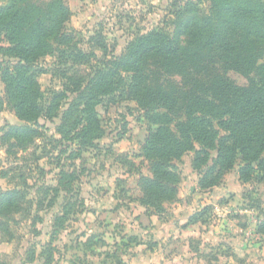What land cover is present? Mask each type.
Here are the masks:
<instances>
[{
  "label": "trees",
  "instance_id": "obj_1",
  "mask_svg": "<svg viewBox=\"0 0 264 264\" xmlns=\"http://www.w3.org/2000/svg\"><path fill=\"white\" fill-rule=\"evenodd\" d=\"M207 3L206 12L192 1L172 5L176 12L170 33L152 31L116 57L102 35L85 41L67 29L73 15L67 0H0V113L9 110L24 124L0 129V148L15 158L44 141L48 129L40 120L59 118L70 95H78L81 108L70 106L62 114L58 133L62 136L76 113L70 130L80 128L79 144L89 146L90 134L95 139L102 135L94 107L128 101L141 111L147 127L138 157L147 163L149 175L138 172L141 196L136 199L146 213L167 217L187 154L201 191L219 187L234 169L240 183L263 184L264 0ZM211 49L218 54L217 65L243 76L245 85L216 73L207 54ZM45 58L54 62L49 70L40 65ZM45 74L58 81L59 90H42L39 79ZM118 159L134 167L125 157ZM18 181L14 188L0 190V237L6 244L16 236L15 227L10 229L15 216L32 214L28 185L23 178ZM117 183L119 187L122 181ZM208 210H198L187 224L207 223ZM256 233L264 235V221Z\"/></svg>",
  "mask_w": 264,
  "mask_h": 264
},
{
  "label": "rangeland",
  "instance_id": "obj_2",
  "mask_svg": "<svg viewBox=\"0 0 264 264\" xmlns=\"http://www.w3.org/2000/svg\"><path fill=\"white\" fill-rule=\"evenodd\" d=\"M187 1L196 3L202 12L209 7L207 0H67L73 14L67 29L77 31L85 41L102 35L114 48V55L119 57L141 36L152 31L170 33L171 20L176 12L172 5L181 7ZM260 53L264 56V49ZM207 54L213 59L216 73L219 71L231 83L246 84L243 76L217 65L218 54L213 49ZM262 56L261 63L264 62ZM53 63L50 58H45L40 65L49 70ZM39 83L45 92L60 89L58 81L50 74L42 75ZM80 105L78 95H70L62 104L59 118L53 122L40 120V124L48 129L46 139L18 153L15 158H8L5 150L0 148V190L14 188L20 183L18 179L23 178L28 185L27 199L33 205L31 216H15L16 224H10V229L15 227L13 233H16L13 243H3L0 237V264H120L118 259L124 247H118L111 239L118 240L125 231V237L134 233L127 227L130 218L143 216L150 223L157 218L136 208V199L140 195L138 172L149 175L147 163L138 157L147 134L141 111L128 101H116L106 105V109L94 107L102 135L95 139V134H90L87 138L92 144L83 146L78 140L80 128L75 132L70 130L76 113L63 129L62 136L57 130L62 114L70 106L80 109ZM22 125L11 111L0 113V129ZM66 135L73 141L64 139ZM120 156L134 167L118 162ZM37 157L38 161L35 160ZM191 158L192 155L187 154L179 165L182 177L180 190L184 194L185 187H193L197 180L190 167ZM61 172L68 173L70 178L60 175ZM117 181H122L119 187H116ZM226 183L232 193H238V198L232 200L235 195L229 198L231 204L227 203L230 206L225 219L248 228L255 224L252 220L256 215L264 218V184L253 181L239 186L237 169L226 175L223 185ZM66 185H69V190ZM220 190L219 187L210 191L213 198L206 215L210 220L218 217L213 212L215 206L227 199L224 196L220 198ZM112 197L116 198L119 208H123L120 210V222L127 229L118 233L104 228V210L113 209L115 205ZM239 199L246 202L240 203ZM166 209L167 217L162 215L164 219L160 221L170 218L173 206L168 205ZM243 209H247V213ZM249 209H253V214H248ZM120 222L117 225L120 226ZM135 239L138 240L134 237L125 239L126 253Z\"/></svg>",
  "mask_w": 264,
  "mask_h": 264
},
{
  "label": "crops",
  "instance_id": "obj_3",
  "mask_svg": "<svg viewBox=\"0 0 264 264\" xmlns=\"http://www.w3.org/2000/svg\"><path fill=\"white\" fill-rule=\"evenodd\" d=\"M226 176L219 186L220 198L224 196L226 201L221 200L215 206L213 220L205 224H187L189 218L198 210L207 207L213 195L210 191H201L197 187V180L193 187L186 186L185 194L178 189L177 200L172 204L170 218L160 221L157 217L150 223L141 216L130 218L127 227L132 228L133 234L124 235L117 239H111L118 247H124L119 257L120 264H264V235L256 233L257 224L264 220L263 216L256 215L255 224L250 227L237 225L234 220L225 219L227 208L232 200L238 198V193L229 190L225 183ZM238 185L244 186L238 181ZM264 184V183H263ZM262 184V185H263ZM216 187L213 190H216ZM4 190V189H1ZM140 194V191H139ZM139 195L137 198H139ZM115 205L104 210V228L108 231L127 230L124 223L120 222L123 208H119L115 197ZM239 202H246L239 199ZM230 203V204H227ZM137 209L146 212V209L137 204ZM247 213V209L242 210ZM249 209L248 214H253ZM255 214V213H254ZM143 218V220H142ZM148 219V218H147ZM120 222V226L117 225ZM252 233V237L246 234ZM116 236V235H114ZM138 238L130 245H125L126 238ZM133 241V239H132ZM128 242V241H127ZM129 244V243H128ZM133 247V248H132ZM119 250V249H118Z\"/></svg>",
  "mask_w": 264,
  "mask_h": 264
},
{
  "label": "built area",
  "instance_id": "obj_4",
  "mask_svg": "<svg viewBox=\"0 0 264 264\" xmlns=\"http://www.w3.org/2000/svg\"><path fill=\"white\" fill-rule=\"evenodd\" d=\"M246 235H247L249 238L252 237V233H251V232H248Z\"/></svg>",
  "mask_w": 264,
  "mask_h": 264
}]
</instances>
